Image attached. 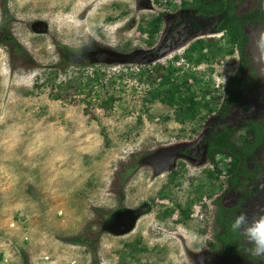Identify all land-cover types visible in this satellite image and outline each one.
Wrapping results in <instances>:
<instances>
[{
    "label": "rangeland",
    "instance_id": "1",
    "mask_svg": "<svg viewBox=\"0 0 264 264\" xmlns=\"http://www.w3.org/2000/svg\"><path fill=\"white\" fill-rule=\"evenodd\" d=\"M260 1L245 0L242 10ZM177 2L0 0V251L13 264H218L226 258L216 211L229 218L264 204L261 184L258 195L228 210L238 196L227 179L210 183L200 173L207 163L192 166L181 156L185 145L194 147L197 122L182 125L171 107L144 104L149 86L137 74L150 65L146 54L161 44ZM82 45L84 55H75ZM178 52L153 61L172 63ZM95 72L105 84L95 83L89 96ZM109 96L111 109L101 108ZM164 187L170 201L163 204L156 199ZM221 195L230 200L218 207ZM191 201L185 222L160 221L164 206ZM136 209L144 214L135 224L109 230Z\"/></svg>",
    "mask_w": 264,
    "mask_h": 264
},
{
    "label": "flooded vegetation",
    "instance_id": "2",
    "mask_svg": "<svg viewBox=\"0 0 264 264\" xmlns=\"http://www.w3.org/2000/svg\"><path fill=\"white\" fill-rule=\"evenodd\" d=\"M177 1V16L171 19L169 29L164 34L161 44H158V48L155 51L148 52L146 57L151 60L150 65H155L162 63L161 61H153L158 56L157 54L176 48L181 49V53L178 52V54L174 56L172 61L173 64H170L179 70L178 75L180 77H184L188 72L192 73L195 78L199 80V82H197L194 79L188 78L187 86L189 88L193 87L194 90H196V93L199 94L196 99L199 102L205 103L206 101H210L211 107L210 111L204 108L199 109L193 121L197 122L199 127L198 131L197 129L194 131L192 130V134L196 133L194 147L191 148L185 145L180 151L181 156L194 160L192 166L199 165V162L203 164L207 163L200 173L203 174L208 182H216L217 180L220 182L221 179H227L231 193L233 194V192H235L238 196L235 201L237 202L236 205L227 209L235 210V208L241 205L244 199L247 200L248 198V200H250L255 194L258 195L260 185L264 184L263 0L249 9L242 10L244 9L243 6L235 9L238 15H249L251 12L258 11L255 18L243 22L240 27L241 38L244 39L242 44H232L230 42L228 30L220 29L219 23L224 17V14L216 15L210 12L208 15H200V8L198 6L200 4H207V0ZM211 1L221 2V0ZM194 4L196 8H192ZM159 16L160 23L163 14ZM155 19L151 20L149 25H151ZM157 30L152 36L150 35L151 33L147 31L149 42L150 40H154ZM152 45L153 42L150 46ZM197 45L200 46L199 49ZM193 47L196 50L190 51ZM199 50L200 53L205 56L204 61L199 64L190 63L191 61L189 58H186L187 52H192L193 57L196 58ZM165 64L167 65L168 63L165 62ZM199 89H206L208 95L202 96L198 91ZM202 124H205V126L202 127ZM221 139L226 140L225 142L228 144V150L214 154L216 161L214 165L209 159L208 148L211 144L214 145L216 142H222ZM187 140L188 139L184 140L185 143H188ZM235 158L238 161L235 168L236 170L231 173ZM208 166L211 169L206 170ZM216 170L219 171L218 175ZM176 171L182 174V172H184V166H179ZM242 171L244 172L243 175ZM235 180L238 181L237 184H235ZM242 182H245L242 187L245 195L237 190L238 185ZM171 186L174 190H177L178 183H171ZM165 187L168 189L167 185ZM165 187L159 192L156 199L163 204L165 201H167V203L170 201L165 198ZM216 187L220 188L222 184L220 183ZM246 188L254 189L248 194ZM208 197L212 198V195ZM156 200L153 199L151 203H156ZM224 200L229 202L230 198L225 199L221 195L219 199L213 200V202L216 204L218 201L221 205ZM262 207H264V204ZM163 208L164 211L162 212V217H160L161 222L164 219L163 223H165L168 218H171L172 221L177 224L185 222L182 219V212L178 206L175 207V210H173L172 214H169V216L166 212L170 213L172 208L167 209L165 206ZM260 208L261 207L258 209ZM255 211H257V209H255ZM143 212L144 211L140 209L129 212V215H127L130 218L129 221L126 219H121L122 221L117 220V228L109 227V230L112 232L124 230L127 227V222L135 224L141 218L142 214H144ZM218 213L225 222L231 221L235 217L233 214L234 216L232 217L224 218L221 215L222 212H218V210L216 211V217H218ZM220 228L222 229L221 235L224 227ZM217 242L219 243V247L223 248V241L220 236ZM133 247L132 245L131 250ZM217 247L218 246L215 245L212 250ZM244 264H253L252 258Z\"/></svg>",
    "mask_w": 264,
    "mask_h": 264
},
{
    "label": "trees",
    "instance_id": "3",
    "mask_svg": "<svg viewBox=\"0 0 264 264\" xmlns=\"http://www.w3.org/2000/svg\"><path fill=\"white\" fill-rule=\"evenodd\" d=\"M212 3H210V2ZM245 0H221V2H213L211 0H207V4H200L198 7L200 8L199 13L201 16L208 15L210 12L216 15L224 14V17L220 21V29H227L230 35V42L232 44L239 43L242 44L244 42V39L241 38V32L240 27L242 26V23L251 20L252 18H255L258 11H254L249 13V15H238L235 11V9L240 8L243 6ZM192 8H196V5H192ZM239 20V21H238ZM159 25V18L155 19L153 23L150 25L151 29L148 30L150 32L151 36L154 34V32L157 30ZM141 32H145L142 30V27L139 29ZM5 40L12 41V38H10L8 35L5 38ZM149 45L152 44V42H148ZM197 48L199 49L200 46L197 45ZM196 50L194 47L190 51ZM186 58H189L191 61L190 63L199 64L204 61L205 56L204 54L200 53V50L198 52V56L196 58L193 57V53L189 51L187 52ZM151 62V60H150ZM178 69L174 68L172 64H165V63H158L155 65H149L145 68H140L139 72L137 74V80L140 83H143L147 86H149L148 91L145 94V97L143 98L144 104L147 103H154L155 101H158L162 104H165L172 109H174V120L182 125H185L187 123H192L195 120V117L197 113L199 112V109L204 108L207 110H211L210 107V101H206L205 103L199 102L196 98L199 96V94L196 93V90H194L193 87L187 86V80L188 78L194 79L195 81L199 82L198 79L195 78V76L192 73H186L184 77H180L178 75ZM96 73V72H95ZM100 75L95 74V76L92 78H88L87 81V87L92 86L91 89L88 90L87 95H91L94 86L96 84H101L102 86L105 84V82L100 81ZM96 83V84H95ZM86 86L84 87L87 88ZM202 96L208 95V91L206 89H199L198 90ZM116 101V98L114 96H109L108 98L102 99L100 107L105 109H111L113 102ZM168 117H165L164 120H168ZM194 123V122H193ZM195 130V129H194ZM193 130V131H194ZM222 140V139H221ZM224 140V141H223ZM222 142H216L214 145H210L208 148V154L209 159L212 161L214 165L216 164L215 161V153L227 151L228 150V144H226V140L223 139ZM237 159L235 158L234 163L232 164V170L231 173H233L236 169L237 165ZM136 167V166H135ZM216 173L218 175L219 171L216 170ZM244 172L242 171V175ZM179 175V171H174L171 174V181L172 183H177V176ZM218 177V176H217ZM238 181L235 180V184H237ZM211 183V182H210ZM245 182H242L240 185H238V191L243 192L244 189L242 187L244 186ZM219 188V187H218ZM197 198L202 194V186H199L195 190ZM211 195V194H210ZM192 201L189 203H186L187 206L185 208L178 206L181 209L182 212V219L183 221H186L189 219L190 211H191V205ZM217 206L219 207V202H216ZM173 209L169 212H166V214H172ZM180 219V220H182ZM176 223V222H175ZM231 221H223L220 214L218 213V217H216V226L217 227H224L223 233L220 235V238L223 241V250L225 252V258L226 260L222 261L218 264H244L247 263L249 260H251V257L244 254L245 245L242 243L241 238L234 233L230 228ZM70 241L79 242L82 243L84 240L82 238H73ZM211 248H214L215 245L213 243L208 244ZM127 247H131V244L126 245ZM133 249V248H132ZM143 250V249H141ZM95 254V252H94ZM247 260V261H246ZM95 264V262H94Z\"/></svg>",
    "mask_w": 264,
    "mask_h": 264
},
{
    "label": "clouds",
    "instance_id": "4",
    "mask_svg": "<svg viewBox=\"0 0 264 264\" xmlns=\"http://www.w3.org/2000/svg\"><path fill=\"white\" fill-rule=\"evenodd\" d=\"M82 45L75 55H84ZM231 230L236 233L245 245L244 254L251 257L253 264H264V207L253 213L242 212L230 223Z\"/></svg>",
    "mask_w": 264,
    "mask_h": 264
},
{
    "label": "built area",
    "instance_id": "5",
    "mask_svg": "<svg viewBox=\"0 0 264 264\" xmlns=\"http://www.w3.org/2000/svg\"><path fill=\"white\" fill-rule=\"evenodd\" d=\"M29 237L25 236L23 238V241H28ZM49 257H46L45 259H48ZM0 264H13L11 262V254H7L6 252L0 251Z\"/></svg>",
    "mask_w": 264,
    "mask_h": 264
},
{
    "label": "water",
    "instance_id": "6",
    "mask_svg": "<svg viewBox=\"0 0 264 264\" xmlns=\"http://www.w3.org/2000/svg\"><path fill=\"white\" fill-rule=\"evenodd\" d=\"M262 7H264V0L262 1Z\"/></svg>",
    "mask_w": 264,
    "mask_h": 264
}]
</instances>
